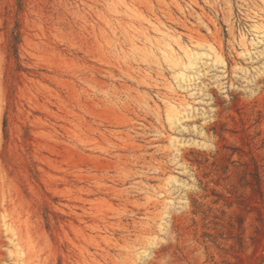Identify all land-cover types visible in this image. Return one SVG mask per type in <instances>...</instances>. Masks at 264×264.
<instances>
[{
    "label": "rangeland",
    "instance_id": "374dc122",
    "mask_svg": "<svg viewBox=\"0 0 264 264\" xmlns=\"http://www.w3.org/2000/svg\"><path fill=\"white\" fill-rule=\"evenodd\" d=\"M22 262L264 264V0H0V264Z\"/></svg>",
    "mask_w": 264,
    "mask_h": 264
},
{
    "label": "bare ground",
    "instance_id": "6f19581e",
    "mask_svg": "<svg viewBox=\"0 0 264 264\" xmlns=\"http://www.w3.org/2000/svg\"><path fill=\"white\" fill-rule=\"evenodd\" d=\"M148 21H150V20H148ZM151 24L153 25V30L156 31L159 35H161L162 42H164L165 48H169L171 46L170 41L168 40L169 35L164 30V27L160 23L157 24V23L151 22ZM259 28H260V26H258V24H256V23L251 24V30L253 32H257L259 30ZM245 38H246L245 35H242V40H245ZM130 45H131V52L138 53L139 51H141L140 44L137 41L132 40L130 42ZM162 51L164 52V50H162ZM165 104H166L167 108L170 110L174 106L173 102L170 99H167L165 101ZM4 225L6 227V230L9 231L11 233V235H15V230L12 226H10L9 224H6V223H4ZM15 250H16L17 256H20V257L24 256L25 250L21 246H19L17 243H15ZM21 264H27V263L22 262Z\"/></svg>",
    "mask_w": 264,
    "mask_h": 264
}]
</instances>
